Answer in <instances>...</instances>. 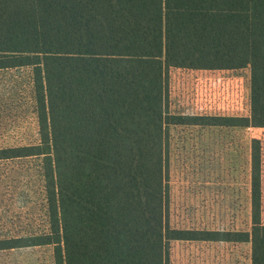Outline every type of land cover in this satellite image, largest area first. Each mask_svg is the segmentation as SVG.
Masks as SVG:
<instances>
[{
  "label": "trees",
  "instance_id": "obj_1",
  "mask_svg": "<svg viewBox=\"0 0 264 264\" xmlns=\"http://www.w3.org/2000/svg\"><path fill=\"white\" fill-rule=\"evenodd\" d=\"M31 67L47 230L0 251L51 246L53 264H168L173 241L250 244L264 264L261 147L250 141V232L169 226L165 128H264V0H0V70ZM169 68H249L247 117L167 111ZM27 240V241H24Z\"/></svg>",
  "mask_w": 264,
  "mask_h": 264
},
{
  "label": "rangeland",
  "instance_id": "obj_2",
  "mask_svg": "<svg viewBox=\"0 0 264 264\" xmlns=\"http://www.w3.org/2000/svg\"><path fill=\"white\" fill-rule=\"evenodd\" d=\"M167 111L203 119L247 117L249 68L193 71L169 68ZM165 184L171 228L250 232V141L261 147L264 224V128L169 125L165 128ZM39 142L32 68L0 70V149ZM41 159L0 160V240L47 230ZM27 241V240H24ZM250 244L173 241L168 264H251ZM0 264H53L51 246L0 251Z\"/></svg>",
  "mask_w": 264,
  "mask_h": 264
},
{
  "label": "crops",
  "instance_id": "obj_3",
  "mask_svg": "<svg viewBox=\"0 0 264 264\" xmlns=\"http://www.w3.org/2000/svg\"><path fill=\"white\" fill-rule=\"evenodd\" d=\"M193 71H207V70H193ZM221 71H228V70H221Z\"/></svg>",
  "mask_w": 264,
  "mask_h": 264
}]
</instances>
